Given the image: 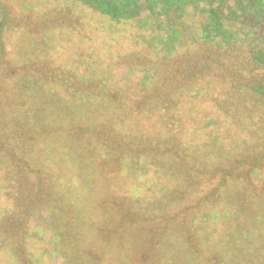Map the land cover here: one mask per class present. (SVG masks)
Masks as SVG:
<instances>
[{"label": "rangeland", "instance_id": "rangeland-1", "mask_svg": "<svg viewBox=\"0 0 264 264\" xmlns=\"http://www.w3.org/2000/svg\"><path fill=\"white\" fill-rule=\"evenodd\" d=\"M142 16L115 25L75 0H0V101L7 107L10 99L17 100L7 107L9 121L19 104V116L24 118L39 110L31 129L21 118L11 130L30 143L25 138L38 126L34 135L47 136L50 142L43 152L46 162L60 175L58 184L57 177L46 180L42 174L47 183L33 179L30 189L21 187L20 194L43 197L49 209L65 214L58 217L62 231L56 239L57 217L40 207L37 221L44 227L30 234L36 246L29 241L27 250L36 254L39 264H65V254L72 252L69 243L80 237L75 245L82 264H264V233L262 241L258 232L253 234L249 253L234 252L237 235L246 229L235 228L227 212L232 206V212L245 207L257 211L255 223L264 228V145L259 150L251 145L261 139L264 143V121L260 105L243 97L254 92V84L264 83V69L248 65L240 49L234 52V64H224L225 53H213L205 45L188 47L187 38L165 58L147 42L164 38L168 27L141 24ZM190 22L181 25L183 36H193L199 27ZM52 45L45 55H51L54 65L39 66L44 60L39 61L37 53ZM19 48L27 51L22 59ZM193 68L199 71L192 73ZM212 69L222 77L209 74ZM229 71L238 74L231 76ZM64 80L67 86L61 87L58 83ZM40 82L49 83L47 90L57 84L51 91L58 97L39 91L35 85ZM90 88L92 95L84 96L82 90ZM75 91H81V97L67 99ZM30 92L40 102L30 99ZM162 100L171 108L168 112ZM98 103L108 105L107 111ZM163 112L172 116L162 127ZM211 118L224 120L218 133L225 138L219 140L224 145L219 160L206 157ZM236 121L247 127H235ZM8 129L3 119L5 136ZM250 148L249 158L226 154ZM122 155L129 164L118 162ZM217 161L221 177L211 165ZM208 173L216 176L213 181L208 182ZM217 185L220 194L214 199ZM81 225L83 236L75 237ZM89 228L92 233L83 243Z\"/></svg>", "mask_w": 264, "mask_h": 264}, {"label": "trees", "instance_id": "trees-1", "mask_svg": "<svg viewBox=\"0 0 264 264\" xmlns=\"http://www.w3.org/2000/svg\"><path fill=\"white\" fill-rule=\"evenodd\" d=\"M74 1V0H73ZM79 4L90 8L92 11L100 14L101 16L107 17L111 22L115 25H118L122 22H129V20H133L139 18V22L143 23H152L151 25L157 28H160L161 25H166L168 28L169 33L164 36H156L152 39H149L147 44L149 48L155 49L157 47L158 50L164 53L165 58H170L171 55L177 52L178 47L182 41L187 38L190 41L188 47H194V44L197 45H205L207 46V50H214L213 53L221 51L226 54V57L222 59V63L229 65L228 63H233V58L236 55L238 49L245 51L246 54V63L248 65H252L255 67H260L264 69V0H75ZM142 13V14H141ZM191 21L190 23L194 26L197 24L199 27L193 29V36H183V31L181 25L184 21ZM139 26V25H137ZM190 28V27H189ZM192 30V28H191ZM91 37V41L94 39L93 36ZM41 44V40H39ZM20 47V46H19ZM53 47L50 46L49 49H41L39 53H37V58L39 61L43 59L44 61L39 63V66L50 65L53 66V60L50 56L47 58L48 55H45L46 50H50ZM25 48L24 44H21V49ZM19 48L18 56L22 59L27 51H21ZM30 47L27 50H31ZM92 55V51L90 52ZM237 53V52H236ZM45 55V56H44ZM233 56V57H232ZM43 57V58H42ZM228 62V63H227ZM75 64V62H73ZM223 64V65H224ZM72 65V64H71ZM36 66V65H35ZM37 66L35 69H39ZM258 67V68H259ZM62 68V67H61ZM47 69V68H46ZM67 71V70H66ZM199 71L195 68L192 69V73ZM38 72V71H37ZM45 73L44 70L41 71V74ZM67 74V72H62ZM227 74V72H225ZM232 73L238 74L236 72L229 71L228 74ZM212 76H216L218 78L222 77V72L212 69V72L209 73ZM264 76V75H263ZM37 78V77H36ZM70 80H74V75H69ZM230 78V76H227ZM234 78V77H233ZM264 79V77L262 78ZM261 79V83L262 80ZM42 82L37 83L35 86L38 87L39 91H46L50 95H55L58 97V94L52 92V88H57L58 85L55 84L53 86H49L50 89L47 90L45 85H41ZM58 84H61V87L67 86L66 81H60ZM71 86H74L73 84ZM105 89L107 88L106 85H102ZM240 87V86H239ZM235 88V87H234ZM241 88V87H240ZM242 88L244 86L242 85ZM84 92L82 93L86 95H92V92ZM239 89V88H238ZM35 90V88H31V91ZM252 90L254 92L244 93V99H251L254 100L256 103L260 105V112L263 115L261 118L264 121V83L262 84H254L252 86ZM66 92V91H65ZM81 92V91H80ZM79 92V93H80ZM104 92V91H102ZM77 91L72 92L74 96L68 97L70 99L72 97H81ZM105 93V92H104ZM101 94V95H104ZM240 90L238 91V94ZM33 97V93L30 92ZM99 94V92H98ZM165 95V93H163ZM97 95V96H101ZM65 97V96H62ZM11 100V101H10ZM8 102V106H14L17 102L15 98L10 99ZM16 101V102H15ZM163 101V100H162ZM7 102V103H8ZM35 102H40L39 100L35 99ZM4 101H0V264H9L8 260H15V262L11 261V264H15L16 261L19 262L22 260L24 264H39V259L35 253L29 252L27 250V245H31V240L29 236L33 233L34 230H38L41 226L37 219L40 218L38 215L39 209L47 208V214L51 215L52 218L57 217V224L59 223V216H63L65 214L61 212H53L49 209V204L44 200L43 197L34 198L30 195H26L22 197L20 194V188L22 187L26 192L30 189V184L34 179V182H40L42 185L47 183V179L49 176H54L56 182L60 184L57 180H59L60 175L56 172L54 167H51L47 162V158L44 155V151L49 147V141L47 136H36L34 132L38 131V126L32 129V134L28 135L26 140L30 141L28 143L23 138L16 136L17 133L12 131V127L15 124V121L18 125L22 119H26V123L24 124L25 127H29L31 129L33 125V116L38 111L34 110L33 116H29L28 118H24L19 116L18 107L15 110L16 116L13 117L11 121H9L8 117L10 113H8V106ZM97 107H101V110L107 111V106L99 105ZM166 106L164 107V105ZM166 100L163 101V109L165 111H169L171 108L167 107ZM31 104H29L30 106ZM32 107H34L32 105ZM4 108V109H3ZM227 113H231L233 116L235 111L227 110ZM13 112V113H15ZM231 115V116H232ZM172 116L170 113L164 112L161 114V122L162 127L165 124L166 117ZM22 118V119H21ZM3 119L7 122L8 130H6L7 135L5 136V131L3 130ZM16 119V120H15ZM222 121V122H221ZM224 120H213L210 119L209 123L207 124V128L209 129L210 134V142L211 145L207 150L206 157L209 160L211 155H215L219 160L221 155L220 152H224V145L220 143L219 140L224 141L223 134H219L222 137L218 136L220 132V128L223 125ZM246 125L242 121H236L235 127H243ZM247 127V125H246ZM24 131V130H23ZM23 131L18 130L19 134H22ZM39 132H44L40 130ZM258 132H260L258 130ZM217 133L216 135H214ZM262 135L261 133H259ZM225 136V135H224ZM151 137L148 138V140ZM161 138V137H160ZM166 140V139H165ZM154 141V137H153ZM15 142H17V148L15 147ZM160 142V139L158 140ZM164 143V140H163ZM254 149L259 150L262 148L264 143L262 139L260 141H253L251 144ZM170 150V149H169ZM169 150L166 153H170ZM252 149H248L246 152H236L235 151H226L228 157H236V154L250 157ZM147 152L151 154L154 152L151 150V147L148 144ZM197 154H201V150H196ZM230 152L232 154H230ZM174 154V153H173ZM203 154V153H202ZM222 154V153H221ZM124 155V154H123ZM121 160L118 162H124V164H129V161L126 160L125 156H123ZM170 155V154H168ZM246 157V158H247ZM124 159V161H123ZM219 161L214 162L211 164L213 167L215 166L217 169V174L219 171ZM42 174L46 180L42 178ZM208 182L213 181L216 176L214 174H209ZM220 177L222 176V172L218 174ZM74 173L70 174L72 178ZM221 181V180H220ZM51 187H56V185H52L48 182ZM220 185H217L216 188L212 190V196L214 199L216 198V194L219 193ZM221 200V196H220ZM29 208H34L32 211L28 210ZM235 206H232V210ZM227 211L225 209L222 212H228L229 219L232 220L234 227L240 230L245 231L239 233L237 235V243L236 246L234 242L231 244L229 248L235 246L234 252L238 250H242V254L249 253L252 237L253 234L258 232V241H262L263 238L260 236V233H264V228H260V223H255L258 218L253 214V212L258 213L257 211H252L249 209L248 211L246 207L241 211L232 212ZM124 215L125 213H121ZM243 218V219H242ZM228 220V219H227ZM29 221L28 224H26ZM19 222V223H17ZM53 227V235L56 239L61 238V227L60 225H56L54 220ZM85 230V226L83 228ZM82 232V225L78 228V231L75 232V237L77 235L83 236L80 233ZM91 228H89V233L87 237H82V242L85 243L86 240L89 239V234H91ZM76 240V239H75ZM31 242L28 244V242ZM35 241V240H34ZM33 241L32 247L36 246V243ZM80 237L76 240L75 244H79ZM94 242V239L91 240ZM87 242V241H86ZM75 244L69 243V248H71L72 252L71 255L65 254V264H82L80 262L81 253H76L78 250V246ZM80 244H82L80 242ZM76 248V249H75ZM83 254V252H82ZM93 255V254H92ZM253 261L255 257L253 253L249 255ZM43 258V257H42ZM73 260V261H72ZM72 261V262H71ZM76 263H75V262Z\"/></svg>", "mask_w": 264, "mask_h": 264}]
</instances>
